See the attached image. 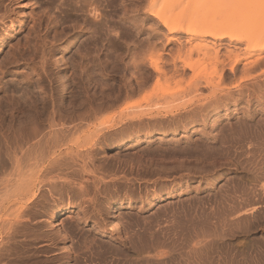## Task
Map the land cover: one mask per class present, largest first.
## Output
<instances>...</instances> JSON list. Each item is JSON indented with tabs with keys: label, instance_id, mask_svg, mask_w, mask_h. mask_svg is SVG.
<instances>
[{
	"label": "rangeland",
	"instance_id": "1",
	"mask_svg": "<svg viewBox=\"0 0 264 264\" xmlns=\"http://www.w3.org/2000/svg\"><path fill=\"white\" fill-rule=\"evenodd\" d=\"M253 42L264 0H0V264H264ZM70 157L74 189L50 190L44 161Z\"/></svg>",
	"mask_w": 264,
	"mask_h": 264
},
{
	"label": "bare ground",
	"instance_id": "2",
	"mask_svg": "<svg viewBox=\"0 0 264 264\" xmlns=\"http://www.w3.org/2000/svg\"><path fill=\"white\" fill-rule=\"evenodd\" d=\"M247 7V6H246ZM248 8V7H247ZM205 25H208V24H205ZM204 27H206V26H204ZM215 27L217 28V29H224V30H226L227 28V24L226 23H222V22H217V24H215ZM214 32H215V30H213ZM191 33H192V38L191 39H195L196 37H198V35H199V32H206V28H204L203 30H199V29H194V30H192V31H190ZM191 35V34H190ZM189 35V36H190ZM191 37V36H190ZM190 37H189V39H190ZM189 39L187 40L188 41V43H190V41H189ZM254 39H256L255 37L254 38H251L250 40L251 41H253ZM255 41H257V40H255ZM253 44V46H252V50H250V51H248V52H246V54L248 55L246 58H244V62L242 63V67H243V69L244 70H246V71H250V70H252V69H254L257 65H259L261 62H262V58H263V56H261V52H263L264 50H262V49H264L263 47H261V46H258V44H256L255 42H253L252 43ZM186 48V47H185ZM185 48H180V49H177V50H179V51H181V49H182V51L184 52L185 51ZM255 49H261L260 51L261 52H259L258 50H255ZM176 50V51H177ZM181 51V52H182ZM186 51H187V49H186ZM185 51V52H186ZM255 51H258V52H256V53H254ZM175 53H178V54H176L177 56L179 55V52L177 51V52H175ZM188 54H189V52H188ZM181 55V54H180ZM161 57V56H160ZM159 56H158V58H160ZM176 58H180L179 56L178 57H176ZM175 58V59H176ZM162 59V58H161ZM192 59V58H191ZM180 60V59H179ZM183 61H184V59H182ZM186 60V59H185ZM188 60V59H187ZM152 61H154V60H152ZM152 61H150L151 63H152ZM189 61V60H188ZM192 61V60H191ZM239 60H237V61H230L229 63H230V66H229V68H228V73H234L235 72V67L237 66V62H238ZM190 62V61H189ZM193 62V61H192ZM223 62V61H222ZM182 63V62H181ZM173 65H172V67L173 68H171L170 66V68H171V71L173 70V72H178V68H177V65H176V63L175 62H173L172 63ZM184 64V63H183ZM186 65H187V62L185 63ZM152 68H153V71H155L156 72V76L155 77H161V76H165L166 74H167V72L169 73V71H170V69H166V66H164V65H162L161 64V62L159 63V61L158 60H155L152 64ZM221 65V64H220ZM227 65V64H226ZM225 64H224V66H226ZM178 66H180V65H178ZM218 66V65H217ZM181 67V69L183 68L182 66H180ZM179 67V68H180ZM185 67V66H184ZM187 67V66H186ZM190 68V67H189ZM223 69V68H222ZM170 71V72H171ZM181 72H182V70H180ZM173 72H172V74H173ZM221 72H222V70H221ZM170 75H171V73H170ZM218 74H216V76H217ZM219 77H220V75H219ZM222 78V77H221ZM160 79V78H159ZM162 79H164V78H162ZM213 79V78H212ZM210 80H211V78H210ZM158 81V80H157ZM199 84V83H198ZM206 84H208V82L206 83ZM210 84H212V81H211V83ZM243 84V83H242ZM195 85H196V83H195ZM200 85V84H199ZM213 85V84H212ZM239 86L241 85V83H239L238 84ZM206 86H208V85H206ZM192 87V86H191ZM195 87H197V86H195ZM194 87V88H195ZM192 89V88H191ZM214 90H215V88H214ZM216 101V100H215ZM213 103V102H212ZM216 103V102H215ZM217 107V103H216V105L213 107V108H216ZM131 118L132 117H136V115L135 114H132L131 116H130ZM193 122V121H192ZM191 122V123H192ZM262 127V126H261ZM264 128V127H263ZM241 129V128H240ZM239 129V130H240ZM237 130V129H236ZM32 131V130H31ZM33 131H35L36 132V130L34 129ZM31 133V132H30ZM56 133H58V130H57V132ZM256 136V135H255ZM261 137V134L259 133V135H258V137ZM133 139H135V136L133 135V136H129L128 138H126L125 140H122L121 142H119V146L118 147H122V146H125L126 144H128V143H130V142H132V141H134ZM259 139H261V138H259ZM262 140V139H261ZM260 141V140H259ZM33 143V142H32ZM257 144V143H256ZM113 147H115V146H112V148ZM30 150L31 151H33V152H40L41 150H42V146L41 145H38V144H33V145H30ZM89 152H93V149H91ZM34 154V153H33ZM33 159V157L31 158V159H29V160H32ZM42 159V160H41ZM40 160L41 161H43V158H41ZM39 160V159H38ZM37 160V161H38ZM27 161H28V159H27ZM34 162H35V158H34V160H33ZM36 161V162H37ZM40 161V162H41ZM39 162V161H38ZM38 162H37V165H38ZM46 162V164H43L42 165V168L45 170V172L46 173H52V172H56V174H55V177L53 178V180H49L48 182H47V185L50 187V190H55L57 187H58V189L60 188V189H63V188H72V189H74V184L75 183H73L70 179H68V177L69 176H73V175H75V169H74V166H75V159L73 158V157H70V159H67V158H55V159H52V160H45L44 161V163ZM43 163V162H42ZM1 165H2V163H0ZM15 164H17V162L15 163ZM33 164V163H32ZM35 164V163H34ZM29 165H31V164H29ZM41 165V164H40ZM39 165V166H40ZM34 165H32V167H33ZM39 169H41V166H40V168ZM35 171V170H34ZM36 174H37V172H36ZM36 176V175H35ZM51 179V178H50ZM41 181V180H40ZM45 181V180H44ZM79 186H81V183H79L78 184ZM26 186V185H25ZM60 186V187H59ZM79 188H81V187H79ZM82 189V188H81ZM80 189V190H81ZM81 192H83V190L81 191ZM41 193H42V191L41 190H39V187H37V183H29L24 189H22V195L24 196V197H26V201H25V203H26V207H28L29 205H32V204H34L35 202H38V201H36V198H37V196H39V195H41ZM84 193V192H83ZM62 195V194H61ZM164 196V195H163ZM72 197V196H71ZM158 198V196H156V197H154L153 199L156 201V199ZM72 199V198H71ZM161 200V199H160ZM81 209V207L79 208V212L82 210H80ZM71 211V206H68V205H66V206H63V207H56V208H53V210H52V213H51V218H50V224H53V223H56V222H59L60 220H61V217L63 216V215H66V214H68L69 212ZM97 211V210H96ZM95 211V212H96ZM92 212H94V210L93 211H91L90 212V214H92V215H94L95 214V212H94V214L92 213ZM82 213H83V211H82ZM86 214V213H85ZM84 214V215H85ZM97 214V213H96ZM91 215V216H92ZM63 220V219H62ZM25 223V222H24ZM62 223V222H61ZM67 225V224H66ZM71 225V224H70ZM64 226V225H63ZM96 226L97 227H100V223H98V224H96ZM96 227V228H97ZM56 230V229H55ZM27 234V233H26ZM55 234V233H54ZM56 236V235H55ZM55 238V237H54ZM94 239V238H93ZM92 240V239H91ZM92 242V241H91ZM94 242V241H93ZM86 243V242H85ZM47 250V249H46ZM192 261H193V258H192ZM191 261V262H192ZM194 262V261H193ZM193 264V263H192Z\"/></svg>",
	"mask_w": 264,
	"mask_h": 264
}]
</instances>
